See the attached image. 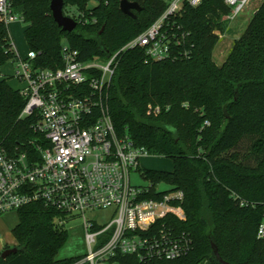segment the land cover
Returning <instances> with one entry per match:
<instances>
[{"label": "trees", "instance_id": "obj_1", "mask_svg": "<svg viewBox=\"0 0 264 264\" xmlns=\"http://www.w3.org/2000/svg\"><path fill=\"white\" fill-rule=\"evenodd\" d=\"M52 0H11L28 25L24 32L35 65L63 67L65 43L82 62L106 60L148 30L165 13L167 0H127L138 3L134 17L125 15L123 0H64V14L78 23L64 32L55 22ZM73 8L71 14L67 9ZM230 13L225 0L185 5L164 27L170 56L154 60L145 48L119 56L107 103L119 136H129L150 156L171 159L172 172L141 170L152 188L166 184L185 194V220L170 218L189 235L192 250L176 260L141 262L118 255L119 264H220L212 249L230 264H264V0L244 33L234 41L219 66L213 55ZM8 28L0 23V68L15 62ZM0 79V144L16 156L36 155L47 144L36 130L38 112L21 117L28 98ZM151 105V106H150ZM160 108L159 113L153 109ZM13 229L19 251L0 264H69L58 255L68 239L63 216L42 203L17 211Z\"/></svg>", "mask_w": 264, "mask_h": 264}, {"label": "built area", "instance_id": "obj_2", "mask_svg": "<svg viewBox=\"0 0 264 264\" xmlns=\"http://www.w3.org/2000/svg\"><path fill=\"white\" fill-rule=\"evenodd\" d=\"M202 1L167 0L160 19L106 60L82 62L79 51L65 43L63 67L43 69L35 65L34 52L27 58L19 56L9 26L24 19L11 0H0V23L8 28L11 50L18 57L12 62L11 77L23 84L19 90L28 98L21 117L38 112L36 130L47 142L36 145L37 156H12L0 144V215L42 203L63 216L58 225L82 220L88 251L69 264H119L118 255L135 256L141 262L176 260L191 252L189 235L170 221L186 218L184 192L132 184V173L141 172V159L150 155L129 136L117 134L107 91L122 52L140 47L154 60L168 58L165 25L185 5L197 7ZM249 3L225 0L230 13L224 21L236 19ZM4 78L8 76L0 74ZM105 211L112 215L104 224L89 218ZM258 237L264 238V222Z\"/></svg>", "mask_w": 264, "mask_h": 264}, {"label": "rangeland", "instance_id": "obj_3", "mask_svg": "<svg viewBox=\"0 0 264 264\" xmlns=\"http://www.w3.org/2000/svg\"><path fill=\"white\" fill-rule=\"evenodd\" d=\"M262 0H250V3L246 6L244 11L238 15V17L228 23L226 26V31L221 35L220 41L214 50V61L217 65L221 66L226 58L228 57L232 45L236 39H238L246 30L252 17L255 14V10ZM97 1L90 3L89 7L93 8L97 5ZM71 14L74 12L73 8L67 9ZM28 25L25 22L18 21L12 23L9 26V31L11 38L16 46L18 54L21 58H27L30 51L25 40L24 32ZM14 64L12 61L8 62L5 66L6 71H10ZM11 86L14 89L23 88V84L19 80L12 78L9 80ZM151 106V105H150ZM141 170H152V171H164L172 172L174 169V163L171 159L160 157V156H148L144 157L140 161ZM132 184L139 187L151 186L150 182L142 177L141 172L132 173L131 176ZM157 189L161 191H168L171 189L170 186L166 184L157 185ZM111 211H105L103 213H98L95 215H89V218H94L99 223H106L111 217ZM19 223V215L17 211H12L7 214L0 215V249L4 248L6 245L14 246L16 244V239L13 234V229ZM68 232V239L61 249L58 259L66 260L73 259L83 256L87 253V244L85 241V233L83 228L82 220L76 219L70 221V223L65 225ZM202 264H211L208 261H204Z\"/></svg>", "mask_w": 264, "mask_h": 264}, {"label": "water", "instance_id": "obj_4", "mask_svg": "<svg viewBox=\"0 0 264 264\" xmlns=\"http://www.w3.org/2000/svg\"><path fill=\"white\" fill-rule=\"evenodd\" d=\"M50 9L55 22L64 32L71 33L77 28L78 23L73 18L64 14V0H52ZM120 9L125 15L134 17L133 11H140L141 7L138 3H132L127 0H123L120 4ZM212 249L214 252V256L220 264H230L220 257L218 247L215 243H212ZM18 251L19 249L16 246L7 248L1 253V257L3 259H6L11 254H15Z\"/></svg>", "mask_w": 264, "mask_h": 264}, {"label": "crops", "instance_id": "obj_5", "mask_svg": "<svg viewBox=\"0 0 264 264\" xmlns=\"http://www.w3.org/2000/svg\"><path fill=\"white\" fill-rule=\"evenodd\" d=\"M263 1V0H262ZM262 3V2H261ZM259 6H260V4L257 6V8H256V10H255V12L257 11V9L259 8ZM6 66V65H5ZM5 66H3L2 68H0V74H2V75H6V76H8V77H11V75H12V69L10 70V71H6L5 70ZM13 77H11V79H12ZM9 85L11 86V84H10V81H9ZM12 87V86H11ZM13 88V87H12ZM14 89V88H13ZM17 245V243L14 245V246H16ZM6 246H9V245H6ZM5 246V247H6ZM4 247V248H5ZM4 248H2V249H0V250H3Z\"/></svg>", "mask_w": 264, "mask_h": 264}]
</instances>
